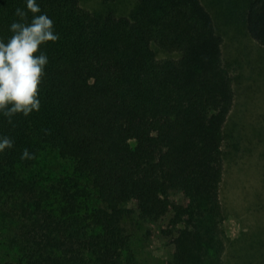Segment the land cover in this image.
Here are the masks:
<instances>
[{
    "label": "trees",
    "instance_id": "obj_1",
    "mask_svg": "<svg viewBox=\"0 0 264 264\" xmlns=\"http://www.w3.org/2000/svg\"><path fill=\"white\" fill-rule=\"evenodd\" d=\"M98 1L130 5L117 17L37 0L60 39L40 48L49 60L40 110L11 123L0 115V136L13 141L0 153L1 245L12 252L0 264H146L126 225L168 213L161 232L173 252L161 264H223L219 191L234 91L213 19L200 0ZM24 7L0 0V39ZM244 16L264 46V0H249ZM25 149L33 159H21Z\"/></svg>",
    "mask_w": 264,
    "mask_h": 264
},
{
    "label": "rangeland",
    "instance_id": "obj_2",
    "mask_svg": "<svg viewBox=\"0 0 264 264\" xmlns=\"http://www.w3.org/2000/svg\"><path fill=\"white\" fill-rule=\"evenodd\" d=\"M91 13L110 10L126 14L128 1L109 6L98 0H78ZM222 38V61L232 77L234 102L224 126L223 176L219 198L224 220L221 235L223 264H264V46L250 38L244 13L249 0H200ZM157 58L168 55L153 48ZM42 167L28 171L41 172ZM172 199H182L172 194ZM133 208V205H130ZM170 213L156 225L141 224L134 216L126 229L132 249L146 264H161L172 252L171 238L162 234ZM7 231L0 229V260L12 258L1 242Z\"/></svg>",
    "mask_w": 264,
    "mask_h": 264
},
{
    "label": "clouds",
    "instance_id": "obj_3",
    "mask_svg": "<svg viewBox=\"0 0 264 264\" xmlns=\"http://www.w3.org/2000/svg\"><path fill=\"white\" fill-rule=\"evenodd\" d=\"M24 5L15 10L19 19L9 25L12 35L6 41L0 39V115L9 123L17 114L28 117L40 110L38 86L49 62L40 48L60 39L53 20L41 13L37 0H24ZM29 13L32 19L27 22ZM12 147V139L0 136V153ZM33 158L27 149L21 154V159Z\"/></svg>",
    "mask_w": 264,
    "mask_h": 264
}]
</instances>
